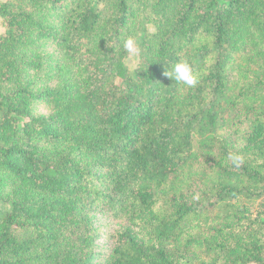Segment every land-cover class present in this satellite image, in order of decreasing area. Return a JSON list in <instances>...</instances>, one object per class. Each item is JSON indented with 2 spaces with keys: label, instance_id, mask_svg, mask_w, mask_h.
I'll return each mask as SVG.
<instances>
[{
  "label": "trees",
  "instance_id": "1",
  "mask_svg": "<svg viewBox=\"0 0 264 264\" xmlns=\"http://www.w3.org/2000/svg\"><path fill=\"white\" fill-rule=\"evenodd\" d=\"M0 22V264H264V0ZM183 60L195 87L164 75Z\"/></svg>",
  "mask_w": 264,
  "mask_h": 264
},
{
  "label": "clouds",
  "instance_id": "2",
  "mask_svg": "<svg viewBox=\"0 0 264 264\" xmlns=\"http://www.w3.org/2000/svg\"><path fill=\"white\" fill-rule=\"evenodd\" d=\"M134 44V40L128 38L125 42V48L132 51L134 49ZM164 75L172 80L181 82L188 87H195L198 83L197 75L194 73L192 66L186 60L177 61L172 64L170 69L164 71ZM231 158L233 163H238L240 159L238 156Z\"/></svg>",
  "mask_w": 264,
  "mask_h": 264
},
{
  "label": "rangeland",
  "instance_id": "3",
  "mask_svg": "<svg viewBox=\"0 0 264 264\" xmlns=\"http://www.w3.org/2000/svg\"><path fill=\"white\" fill-rule=\"evenodd\" d=\"M149 29L151 31H153V29H151L150 27H149ZM1 31H2V27H1V22H0V33H1ZM128 66H129V69H131V70H133L135 68L136 61H135L134 57L130 56Z\"/></svg>",
  "mask_w": 264,
  "mask_h": 264
}]
</instances>
